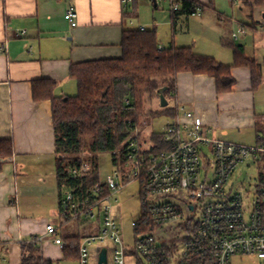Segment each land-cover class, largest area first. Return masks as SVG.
Returning <instances> with one entry per match:
<instances>
[{
  "label": "crops",
  "instance_id": "0c3cea01",
  "mask_svg": "<svg viewBox=\"0 0 264 264\" xmlns=\"http://www.w3.org/2000/svg\"><path fill=\"white\" fill-rule=\"evenodd\" d=\"M194 1L204 7L202 15H193L201 20L204 38L199 44L194 36L192 44L180 47L191 45L200 55L233 65V50L225 43L238 44L248 59L262 65L263 82L254 90L250 70L233 68V92L219 95L214 78L181 73L176 98L169 103L186 106L211 139L249 146L264 142V7L254 6L255 0ZM70 4L79 15L76 28L65 21ZM150 8L158 10L153 0L127 6L122 0H0V140L14 142V156L0 172V264H23L21 240L44 235L48 223L60 228L64 242L73 233L71 222L60 224L51 102L34 100L33 82L56 81V96L76 95L71 65L121 58L125 30H150L151 23L156 29L161 15L153 13V21L141 18ZM193 16L170 14L173 38L160 47L180 48L176 33L190 34ZM241 27L247 34L235 40ZM42 257L51 264H78L49 240Z\"/></svg>",
  "mask_w": 264,
  "mask_h": 264
},
{
  "label": "built area",
  "instance_id": "2783aa9c",
  "mask_svg": "<svg viewBox=\"0 0 264 264\" xmlns=\"http://www.w3.org/2000/svg\"><path fill=\"white\" fill-rule=\"evenodd\" d=\"M153 1L162 11L168 7L171 15L182 10V0ZM132 2L122 0L124 6ZM203 11L198 8L193 15ZM78 19L70 4L65 21L76 28ZM241 34H247L243 27L234 39ZM162 132L170 151L146 155L131 140L123 166L118 165L112 176L100 179L84 193L82 185L93 167L85 162L71 169L70 178L81 184L63 194L61 208L71 222L90 221L98 228L81 241L78 264H92L95 254L97 264L103 248L107 264H127L131 256L134 264H232L234 257L245 256L264 261V171L260 168L261 164L264 168V142L249 146L211 139L183 105H176L174 121ZM246 163L260 169L252 197L250 190L246 194L230 185L235 170ZM133 181L140 185L142 215L133 223L135 240L130 252L114 214L113 197ZM66 223L61 216V226ZM47 240L59 248L66 246L60 228L51 223L44 235L27 242L42 253Z\"/></svg>",
  "mask_w": 264,
  "mask_h": 264
},
{
  "label": "trees",
  "instance_id": "16d2710c",
  "mask_svg": "<svg viewBox=\"0 0 264 264\" xmlns=\"http://www.w3.org/2000/svg\"><path fill=\"white\" fill-rule=\"evenodd\" d=\"M233 1L248 3V0ZM252 4L264 7V0H255ZM181 5L182 10L172 14L173 18L193 16L198 8L204 9L194 0H182ZM160 45L155 28L125 30L121 58L71 65L69 77L77 83L74 96H56L59 85L56 81L40 79L33 82L34 100L51 102L60 203L66 191L80 187L81 182L70 178L72 168L85 162L93 167L92 174L82 185L83 193L100 182L99 153H111L113 165L123 166L131 140H135L141 153L146 155L170 151L163 132H152L145 138L139 128L146 116L166 114L175 118L176 107L170 106L169 101L176 98L177 75L191 73L212 77L219 95L233 92L236 85L233 68L246 67L250 70L254 90L263 82L262 65L248 59L244 47L238 44L225 43L233 50V65L200 55L191 47L162 49ZM162 89H165L168 107H151L155 99L160 103ZM13 154L14 142L0 140V172L4 162ZM59 210L64 220L70 223L61 205ZM76 223L82 226L83 232L65 237L64 251L68 260L79 258L81 241L97 233L98 229L90 221ZM22 247L23 264H51L43 259L34 244L25 241Z\"/></svg>",
  "mask_w": 264,
  "mask_h": 264
},
{
  "label": "rangeland",
  "instance_id": "374dc122",
  "mask_svg": "<svg viewBox=\"0 0 264 264\" xmlns=\"http://www.w3.org/2000/svg\"><path fill=\"white\" fill-rule=\"evenodd\" d=\"M153 11L154 8L153 9L150 8L144 11V14L142 15L141 18L145 17L147 21H153L152 18L153 13L157 15H161L158 18V21L156 20L157 36L161 44L167 45L171 42L173 38L172 25L171 22L169 21L170 18H168V16H170L169 8L167 7L165 11H162L160 9L154 12ZM190 20H192V31L190 34H186L187 32H183V31H179L176 33L177 35L176 40L178 41L179 47L184 46L185 44H192V38H194V36H195V41L198 42L199 44H201L200 40L204 38V34H202V30H203L202 25L200 24L201 20H199L198 17H194V16ZM151 26L152 23L147 27L150 28V30L154 29V27ZM190 46L191 45H189V47ZM171 102L173 101L171 100ZM158 103L159 100L155 99L151 107H155V108H159V106L161 107L160 103L159 104ZM169 105L171 106L170 103ZM141 121L142 122L139 131L142 133V136L146 138L150 136L152 132H162L165 129V127L169 125V123L174 121V118L166 114H159V115H154V117L146 116ZM204 151L205 154L209 158H211L210 152L206 148L204 149ZM98 161L100 166L101 180H106L107 178L113 175L116 168H119L118 166L113 165L111 153H99ZM260 168L261 170L264 171L262 164ZM259 170L260 169L258 168L257 165L252 166L251 163L241 164V166H239L235 170L230 180V185H235L236 189L239 188L241 191H243L246 194H247V190H250V196L252 197L256 190L255 188V185L257 184L256 182L259 179L258 178ZM113 207L115 208V212H114L115 217L119 222L121 236L123 237L127 249L131 252V248L135 240L133 223L137 222L142 215L141 192H140L139 182L133 181L127 184L120 191L116 192L115 196L113 197ZM95 225H97V223H95ZM81 228L82 226L76 223V221H73L72 224L70 225V229H73L71 231L73 232L72 235L82 233L83 230ZM95 248L96 247L94 246L93 249ZM96 259H97V254L93 255L92 264L96 263ZM66 264H76V263L69 262ZM127 264H134L133 256L127 258ZM232 264H264V261L257 259L256 257L253 256L234 257L232 259Z\"/></svg>",
  "mask_w": 264,
  "mask_h": 264
},
{
  "label": "water",
  "instance_id": "95a60500",
  "mask_svg": "<svg viewBox=\"0 0 264 264\" xmlns=\"http://www.w3.org/2000/svg\"><path fill=\"white\" fill-rule=\"evenodd\" d=\"M160 105L161 107H168V101L165 98V89L161 90L160 94ZM107 250L103 248L98 255V262L97 264H107Z\"/></svg>",
  "mask_w": 264,
  "mask_h": 264
}]
</instances>
